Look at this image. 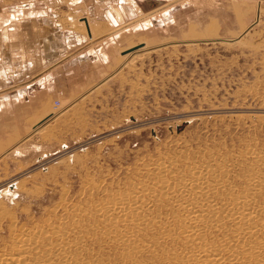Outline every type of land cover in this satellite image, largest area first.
Segmentation results:
<instances>
[{
  "label": "rangeland",
  "instance_id": "obj_1",
  "mask_svg": "<svg viewBox=\"0 0 264 264\" xmlns=\"http://www.w3.org/2000/svg\"><path fill=\"white\" fill-rule=\"evenodd\" d=\"M140 11L114 47L111 73L83 77L71 94L58 89L38 110L35 99L12 102L11 139L0 141V252L53 210L70 264H186L172 257L181 237H167L180 215L167 198L177 188L163 194L149 171L161 160L173 162L168 176L200 165L206 181L223 180L220 204L256 180L248 207L264 220V0H165ZM59 22L87 32L68 13ZM141 184L157 204L154 220L112 225L97 212ZM229 213H216L225 229ZM128 230L131 240L117 243ZM208 231L213 241L224 234Z\"/></svg>",
  "mask_w": 264,
  "mask_h": 264
},
{
  "label": "crops",
  "instance_id": "obj_2",
  "mask_svg": "<svg viewBox=\"0 0 264 264\" xmlns=\"http://www.w3.org/2000/svg\"><path fill=\"white\" fill-rule=\"evenodd\" d=\"M148 1L0 0V141L11 139L12 102L35 99L31 105L37 109L60 88L71 94L83 77L92 82L111 73L122 32L143 17L129 16ZM64 13L84 23L87 32L77 35L62 25Z\"/></svg>",
  "mask_w": 264,
  "mask_h": 264
},
{
  "label": "bare ground",
  "instance_id": "obj_3",
  "mask_svg": "<svg viewBox=\"0 0 264 264\" xmlns=\"http://www.w3.org/2000/svg\"><path fill=\"white\" fill-rule=\"evenodd\" d=\"M148 2L162 4L165 0ZM134 51L136 50L132 52ZM14 152L22 153L18 148H15ZM172 164L173 162H170L167 166L166 162L161 160L155 168L149 169L151 174L158 177L154 185L162 189L163 194H169L173 186L177 188L174 199L169 196L167 198L171 199L169 203L172 207L176 206L180 215L176 216L174 223L177 226L172 228L167 237L171 241L181 237L185 246L183 250L175 251L172 257H177L186 264H264V220L258 218L248 207V200L253 198L258 182L249 179L248 193H234L231 201L220 204L216 197H219L218 191L224 188L223 180L206 181L205 174L208 170L200 165L186 166L182 171L171 172L170 176L164 174ZM150 188L152 189L151 186ZM149 190L148 185L141 184L139 191H135L134 195L112 199L106 207H99L97 212L99 211L100 216L112 225L128 222L145 224L150 219L154 220L150 210L157 206L155 201L148 198ZM225 208L230 211L229 217L234 224L232 229H225L221 223L222 217L216 214ZM48 213L50 215L45 218L44 224L31 227V231L26 234L18 233L14 236L11 245L0 252V264H70L66 253L67 243L64 240L66 228L60 227L59 223L50 219L53 210ZM14 226L11 222L10 232H14ZM211 227L223 229V236L213 241L208 235ZM107 234L109 238H113L110 231ZM134 235V231L128 230L123 237L115 241L125 245Z\"/></svg>",
  "mask_w": 264,
  "mask_h": 264
},
{
  "label": "built area",
  "instance_id": "obj_4",
  "mask_svg": "<svg viewBox=\"0 0 264 264\" xmlns=\"http://www.w3.org/2000/svg\"><path fill=\"white\" fill-rule=\"evenodd\" d=\"M56 104H57V106H59L60 104H59V101H56Z\"/></svg>",
  "mask_w": 264,
  "mask_h": 264
},
{
  "label": "water",
  "instance_id": "obj_5",
  "mask_svg": "<svg viewBox=\"0 0 264 264\" xmlns=\"http://www.w3.org/2000/svg\"><path fill=\"white\" fill-rule=\"evenodd\" d=\"M138 48V47H137Z\"/></svg>",
  "mask_w": 264,
  "mask_h": 264
}]
</instances>
